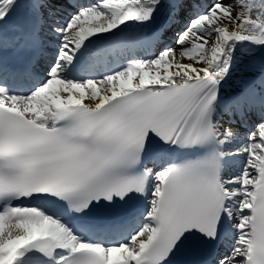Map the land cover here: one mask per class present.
<instances>
[{"label":"snow or ice","instance_id":"1","mask_svg":"<svg viewBox=\"0 0 264 264\" xmlns=\"http://www.w3.org/2000/svg\"><path fill=\"white\" fill-rule=\"evenodd\" d=\"M0 264H264V0H0Z\"/></svg>","mask_w":264,"mask_h":264},{"label":"bare ground","instance_id":"2","mask_svg":"<svg viewBox=\"0 0 264 264\" xmlns=\"http://www.w3.org/2000/svg\"><path fill=\"white\" fill-rule=\"evenodd\" d=\"M258 58H259V54H258ZM238 81H239V76L229 80V82L225 85V89L230 91L232 89L239 87Z\"/></svg>","mask_w":264,"mask_h":264}]
</instances>
